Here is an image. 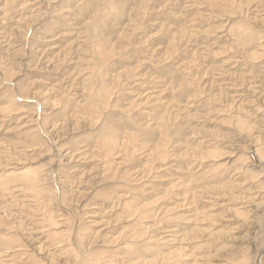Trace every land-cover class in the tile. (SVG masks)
Returning a JSON list of instances; mask_svg holds the SVG:
<instances>
[{
	"label": "rangeland",
	"instance_id": "1",
	"mask_svg": "<svg viewBox=\"0 0 264 264\" xmlns=\"http://www.w3.org/2000/svg\"><path fill=\"white\" fill-rule=\"evenodd\" d=\"M0 264H264V0H0Z\"/></svg>",
	"mask_w": 264,
	"mask_h": 264
}]
</instances>
